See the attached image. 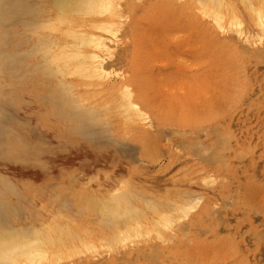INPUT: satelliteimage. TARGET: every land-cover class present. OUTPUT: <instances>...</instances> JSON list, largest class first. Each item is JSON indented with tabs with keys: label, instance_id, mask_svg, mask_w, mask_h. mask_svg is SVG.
<instances>
[{
	"label": "rangeland",
	"instance_id": "obj_1",
	"mask_svg": "<svg viewBox=\"0 0 264 264\" xmlns=\"http://www.w3.org/2000/svg\"><path fill=\"white\" fill-rule=\"evenodd\" d=\"M121 1L105 36L129 47L130 23L137 45L132 65L107 57L106 78L52 72L37 17L0 12V229L49 230L82 251L48 264H264V28L246 0H230L242 24L226 29L198 0L131 13ZM31 2L48 21L52 0ZM93 24L77 27L103 33ZM132 76L149 107L129 121L120 84ZM60 81L91 119L75 118ZM121 193L132 218L100 210ZM165 213L172 225L157 224ZM130 221L142 233L114 244Z\"/></svg>",
	"mask_w": 264,
	"mask_h": 264
},
{
	"label": "bare ground",
	"instance_id": "obj_2",
	"mask_svg": "<svg viewBox=\"0 0 264 264\" xmlns=\"http://www.w3.org/2000/svg\"><path fill=\"white\" fill-rule=\"evenodd\" d=\"M44 1L46 0H40L41 3ZM200 1L198 0V2L201 3L202 6L201 11L213 18V20L219 27L226 29L227 22L229 23L228 27L240 26V24H242V20L237 12L235 13V9L232 7L230 0ZM246 1L248 2L246 4V7L251 11L252 19L254 21L256 20L258 25L264 28V0ZM121 2V0H52L50 6L51 9L49 8V15L51 16L46 22L40 21L42 12H44L42 4L40 7H37V9H33V7L31 6V0H0V12L4 13L5 16L9 14H12V16L14 14L16 16V14H20L21 12H23L24 15L37 17V19H35V23L32 24V26H35L37 24V28L44 29L49 32L47 36H43L44 38L40 41L42 45V47H40V51H42L43 49V53L46 56L45 62L47 64V68H51V65L55 66L54 68L52 67V72L56 74H62V77L79 74V76L82 75L83 77L86 76L92 78H106L110 76L107 73V66L109 65V68L111 65V63L107 62V57L111 59L113 58L112 61H124L128 60L130 57L129 61L132 65V56L134 57L135 55L137 45V41L135 40V36L130 27V23L127 24L129 30L125 32L129 35L128 38L130 37L131 39V45H129V47L121 49L119 48L116 51L110 44L111 39H109L110 42H108V37L105 36L106 34L116 36V32L121 28V21L123 19V16L125 15L123 14V10L120 6ZM172 3L173 0H156L153 4H151V2L149 3V1L144 0H129L126 5V10L129 9L131 13L138 8H143L145 12H148L154 8H159V6L167 4L171 6ZM90 16L93 17L94 24L92 26L94 27V29H99L103 33H98L95 31L92 32L88 31L87 29L84 31L78 29L77 26H82V22L84 23L87 17ZM25 23L27 25L28 21L26 20V22H24L23 24ZM31 23H33V21H31ZM57 31L59 33H62L65 39H68L70 37L71 41H65L63 43L58 42L56 39L55 41L53 39V32ZM131 49L134 50L132 51ZM60 83L64 88L63 95L67 98V100L66 98L65 100L68 101L72 105V107L74 106L75 109H78V113L75 114V118L80 119V121L83 123L86 122V118L91 119L94 111L93 109L87 108V106L84 105V101H86V98L79 96L74 92L73 84L65 81H60ZM120 85L122 93L119 105L123 108V114H125L126 119H129V121L134 120L136 117L145 119V115L141 106L149 107V102L144 99L141 91L138 89L135 76L125 77L121 81ZM59 87L62 88L61 85ZM64 107L69 109V106L67 104ZM79 111H81V113H79ZM98 204L100 203L98 202ZM130 204V199L127 197L126 193H121L114 195L106 202L103 201L101 205H99V207L102 212L112 214L115 217L117 216V218H119L120 215H122V217L124 218H132L134 208L132 209ZM179 209L182 213H186V210H182V208ZM136 212L137 210L135 211V213ZM172 216L165 213L159 220V223H156L159 225L162 223L164 226L169 224L172 225L171 222L174 219H172ZM132 221L128 223L129 227L121 232L120 235H114V239L112 238L113 242L114 240L116 243L117 241H125L132 235L142 233V224ZM163 225L161 227H163ZM113 231L116 232L115 229ZM46 232L38 229H34L31 231L27 229L17 230L16 228H8L2 225L0 229V264H48L49 262L51 263L52 261L55 262L56 260L61 259L67 254L69 256L72 252L74 254V250L81 251L80 248L75 249L76 247H64L63 245H67V243L65 242L58 244L57 238L52 235L49 230ZM58 233L60 234V232ZM151 233L152 232H150V234ZM71 236L67 235V238H70ZM136 236L133 238H136ZM58 239H61V242L62 240L66 241L65 233H63V231L62 237ZM83 245L87 249H90V251L94 246L90 245L89 243H84Z\"/></svg>",
	"mask_w": 264,
	"mask_h": 264
}]
</instances>
